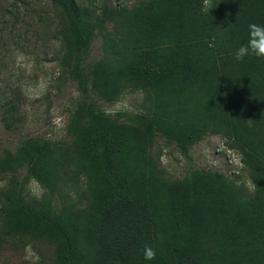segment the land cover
<instances>
[{"label":"trees","instance_id":"obj_1","mask_svg":"<svg viewBox=\"0 0 264 264\" xmlns=\"http://www.w3.org/2000/svg\"><path fill=\"white\" fill-rule=\"evenodd\" d=\"M51 1L59 86L75 81L80 97L68 140L24 139L0 157V246L46 243L51 264H264V59L234 57L264 26V0ZM134 91L141 108H108ZM18 109L4 110L8 127ZM211 134L240 153L236 173L163 165L160 140L192 161Z\"/></svg>","mask_w":264,"mask_h":264},{"label":"rangeland","instance_id":"obj_2","mask_svg":"<svg viewBox=\"0 0 264 264\" xmlns=\"http://www.w3.org/2000/svg\"><path fill=\"white\" fill-rule=\"evenodd\" d=\"M90 1L93 4L79 0L92 8H99L104 1L133 5L142 0ZM58 24V8L51 0H0V157L5 150L14 152L24 139H69L65 129L70 115L65 108L80 96L75 81L68 80L61 88L59 86L62 39L56 36ZM19 54L25 59L18 65ZM102 54V38L98 37L92 44L88 61H97ZM12 103L19 109L10 114L19 119L8 127L3 112ZM142 104L140 92L134 91L127 92L122 100L108 108L138 109ZM222 144L221 136L211 134L192 148V161H189L176 146H165L163 140L159 142L163 147V165L168 166L175 177L182 176L187 168L225 172L226 159L216 152V147ZM7 179L0 177V189L7 187ZM53 256V248L41 242L33 247L16 239L6 240L0 246V264H38L42 259L45 264H51Z\"/></svg>","mask_w":264,"mask_h":264},{"label":"clouds","instance_id":"obj_3","mask_svg":"<svg viewBox=\"0 0 264 264\" xmlns=\"http://www.w3.org/2000/svg\"><path fill=\"white\" fill-rule=\"evenodd\" d=\"M212 9H214L212 5V0H203L202 10L212 11ZM250 55L256 58L264 59V26L258 25L256 23H252L249 25L247 43L240 46L234 53V57L238 61H242ZM24 59L25 57L23 56V54H19L17 57L18 65L19 62ZM53 122L58 123V121L56 120H54ZM225 144L220 145L223 147V149L219 154H221L225 150L226 153L232 154L233 156L232 159H229V157L226 156L225 154H221V155L225 157L226 163L231 167L232 171L235 172L238 168V163H239L238 158H240V153L235 149L229 148ZM220 146L216 147V152L219 150ZM30 183H32V181H30ZM252 186H253L252 182L249 181L248 187L251 188ZM143 258L146 261L154 260L156 258V251L151 246L146 245L143 249Z\"/></svg>","mask_w":264,"mask_h":264}]
</instances>
